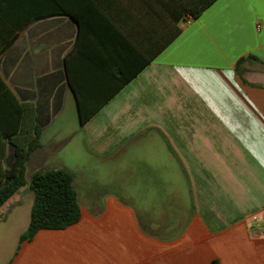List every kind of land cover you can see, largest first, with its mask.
<instances>
[{"label":"crops","instance_id":"obj_1","mask_svg":"<svg viewBox=\"0 0 264 264\" xmlns=\"http://www.w3.org/2000/svg\"><path fill=\"white\" fill-rule=\"evenodd\" d=\"M37 129L28 183L81 137V218L22 243L8 222V264H264V0H0L2 168Z\"/></svg>","mask_w":264,"mask_h":264},{"label":"trees","instance_id":"obj_2","mask_svg":"<svg viewBox=\"0 0 264 264\" xmlns=\"http://www.w3.org/2000/svg\"><path fill=\"white\" fill-rule=\"evenodd\" d=\"M241 61V60H240ZM82 116V122L87 120ZM40 130L26 150L15 151V161L4 169L0 164V210L23 187L29 184L34 193L30 223L20 242L29 241L42 229H65L81 218V205L74 187V176L63 169L39 170L30 182L26 179V164L41 144Z\"/></svg>","mask_w":264,"mask_h":264},{"label":"rangeland","instance_id":"obj_3","mask_svg":"<svg viewBox=\"0 0 264 264\" xmlns=\"http://www.w3.org/2000/svg\"><path fill=\"white\" fill-rule=\"evenodd\" d=\"M75 116L69 115V114H63L59 116L55 121L54 124L51 125L46 131L45 135L46 137L51 134H59L61 139H64L70 134L71 129L74 128V125L76 126V122H74ZM45 148L47 150L52 149V145L45 144ZM51 156V157H50ZM47 160V166L46 168L42 169H63L71 172L76 177V183L78 190L81 195V199L83 201V175L85 173L86 167V156L83 148V143L81 140V137H74L69 142V144H66L63 146L58 152H52ZM99 167H96L97 173L105 172L107 175H102L96 177V181L101 184V182H109V191H115L117 192L116 187V170H113L111 167L108 168H101V165L98 164ZM129 165H125L124 175L122 180V175L120 176V173L118 175V183L120 182L125 183L126 188L131 187L129 186L130 183H132V179L130 180L133 172V168H128ZM102 170V171H101ZM35 171L34 166L29 167V173H28V181L30 182L31 174ZM134 173V172H133ZM104 176V178H103ZM33 193L30 195L29 193H22L20 195H15L10 199V204L14 203L15 201H20L22 207L19 208V205H16L13 208L12 213L7 218V220L3 221L0 220V264H8L9 261L13 257V253H15L17 249V237H18V229L14 228L10 223L8 222H24V219H27V222L30 221V214H27V207L28 203L33 200ZM8 205V204H6ZM6 205L2 207L0 210V214L5 212ZM9 206V205H8ZM161 213V212H160Z\"/></svg>","mask_w":264,"mask_h":264}]
</instances>
